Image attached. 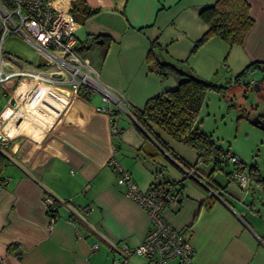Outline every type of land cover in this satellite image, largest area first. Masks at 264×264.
Instances as JSON below:
<instances>
[{"label":"crops","instance_id":"0c3cea01","mask_svg":"<svg viewBox=\"0 0 264 264\" xmlns=\"http://www.w3.org/2000/svg\"><path fill=\"white\" fill-rule=\"evenodd\" d=\"M76 1L79 8H100L84 22L74 17L77 51L130 106L124 111L97 93L86 97L67 84L31 76L2 84L0 264H114L117 247L137 245L149 228L148 214L117 184L112 158L141 190L182 180L180 199L167 202L164 218L189 234L194 254L186 264H264V191L255 183L242 185L237 177L222 194L210 190L179 163L203 171L193 148L151 124L167 146L162 147L130 112L177 84L174 75L161 77L147 65L153 38L167 58L187 60V69L212 81L225 67L230 74L264 61V0H246L253 25L241 44L212 37L194 52L195 41L209 27L198 11L216 0ZM45 193L58 202L53 222ZM128 260L154 264L138 254Z\"/></svg>","mask_w":264,"mask_h":264},{"label":"built area","instance_id":"2783aa9c","mask_svg":"<svg viewBox=\"0 0 264 264\" xmlns=\"http://www.w3.org/2000/svg\"><path fill=\"white\" fill-rule=\"evenodd\" d=\"M72 2L0 0V87L12 77L31 76L67 84L75 94L97 93L104 101L115 102L122 110L128 111L130 105L124 94L105 83L99 71L77 51ZM17 45H21L24 51L18 50ZM101 109L113 113L110 108ZM229 157L237 162L234 155ZM179 163L186 174L202 181V173L195 164ZM109 164L125 195L145 209L149 218V228L137 245L117 247L120 257L114 264H131L128 259L133 254L145 256L154 264H163L170 259H176L177 264L188 263L194 254L189 234L184 229L171 226L164 218L167 202L176 198L175 188L171 184H159L141 190L130 172L115 158ZM234 177L244 186L251 183L240 170L234 172ZM43 203L50 222H53L57 200L45 193ZM260 241L264 243V236ZM96 247L97 243H94L93 248Z\"/></svg>","mask_w":264,"mask_h":264},{"label":"trees","instance_id":"16d2710c","mask_svg":"<svg viewBox=\"0 0 264 264\" xmlns=\"http://www.w3.org/2000/svg\"><path fill=\"white\" fill-rule=\"evenodd\" d=\"M75 1L71 8L74 20L76 18L84 22L88 17L100 11L99 7L91 8L87 5L79 8L78 1ZM74 10L80 12L79 17ZM198 15L209 27L195 41L192 52L212 37L222 39L229 46L239 45L253 25V18L249 14V3L246 0H216L214 3L200 8ZM146 61L149 68L155 70L161 77L174 75L177 78V84L173 89L147 99L141 108L132 107L130 109L139 125L164 148L167 147L166 144L150 129L151 124L161 128L176 141L193 148L197 153V160L208 168L210 167L208 172L199 169L202 173L201 180L210 190L222 194L227 183L234 178V172L240 170L245 171L250 182L257 184L264 191V174L256 166L251 165L246 168L238 160L237 162L231 161L229 156L232 154L225 151L210 133L200 128L199 112L205 103L207 92L214 90L224 94L227 85L217 84L194 74L186 68L187 60L177 61L167 58L164 55V47L156 38L150 41ZM246 69L260 70L262 79H264V61L249 62L242 71ZM89 95L86 94V97ZM230 163L233 170L225 171L224 168ZM218 172H222L227 177L225 183L222 184L216 180L215 175ZM165 184H171L175 188L176 198L180 199L179 195L183 188L182 180L167 181Z\"/></svg>","mask_w":264,"mask_h":264},{"label":"rangeland","instance_id":"374dc122","mask_svg":"<svg viewBox=\"0 0 264 264\" xmlns=\"http://www.w3.org/2000/svg\"><path fill=\"white\" fill-rule=\"evenodd\" d=\"M243 68L230 74L228 67L223 68L227 73L219 70L217 78L220 79L213 80L227 85V88L224 94L214 90L207 92L199 112L200 128L210 133L225 151L234 154L246 168L254 165L264 174V128L251 122L255 116L264 119V79L260 70L242 71ZM209 168L204 165L202 170L208 172ZM224 170H233L232 164ZM221 173L218 172L221 178L218 180L223 184L226 181Z\"/></svg>","mask_w":264,"mask_h":264},{"label":"water","instance_id":"95a60500","mask_svg":"<svg viewBox=\"0 0 264 264\" xmlns=\"http://www.w3.org/2000/svg\"><path fill=\"white\" fill-rule=\"evenodd\" d=\"M251 122L261 128H264V121L260 119L259 117L255 116L251 119Z\"/></svg>","mask_w":264,"mask_h":264}]
</instances>
